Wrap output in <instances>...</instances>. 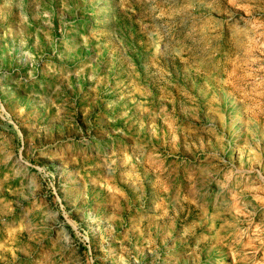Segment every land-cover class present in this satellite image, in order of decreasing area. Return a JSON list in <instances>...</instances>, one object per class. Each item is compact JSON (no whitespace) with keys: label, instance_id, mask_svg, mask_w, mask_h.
Returning a JSON list of instances; mask_svg holds the SVG:
<instances>
[{"label":"rangeland","instance_id":"1","mask_svg":"<svg viewBox=\"0 0 264 264\" xmlns=\"http://www.w3.org/2000/svg\"><path fill=\"white\" fill-rule=\"evenodd\" d=\"M1 41L24 66L28 138H35L42 115L68 114L67 133L80 149L98 134L127 139L117 149L100 147L106 175L127 185L131 199L106 211L98 199L86 207L78 199L87 182L81 170L61 173L67 161L81 168L77 145L73 158L57 156L48 165L25 159L19 143L21 157L4 177L16 180L12 202L27 200L25 217L41 213L43 203L50 211L40 224L56 247L43 264H114L103 252L120 244L115 231L145 236L132 218L145 188L152 199L147 211H166L163 229L176 222L170 240L159 235L165 247H177L166 264H264V0H0ZM75 52L73 63H58L71 66L74 78L48 60ZM46 87L47 94L36 92ZM42 101L72 108L52 106L40 115L32 104ZM70 179L74 188L65 186ZM106 193L102 188L103 200ZM9 201H0V217L13 224L20 206ZM131 236L121 244H147ZM23 262L0 246V264Z\"/></svg>","mask_w":264,"mask_h":264},{"label":"crops","instance_id":"2","mask_svg":"<svg viewBox=\"0 0 264 264\" xmlns=\"http://www.w3.org/2000/svg\"><path fill=\"white\" fill-rule=\"evenodd\" d=\"M5 41H1L0 47L4 46ZM73 43V41H71ZM78 45H76V49ZM82 48V47H81ZM6 47L0 48V99L2 101L1 104V111H0V201L8 200L9 204L14 206H20L12 211V223L7 222L8 217H0V246L4 249L11 247L12 249L16 250L17 253L20 254V258L24 260L23 263L26 264H43L42 257L43 256H52V248L56 247L55 241L56 239L51 236V232L41 229L40 221L42 219H46L48 214H50L48 207H44L46 203L42 205V212H37L33 218L30 216L25 217V211L27 210V200L23 197L18 198V203L15 204L12 202L14 197L10 196L11 189L14 190L15 188L12 186L16 180L5 179L6 174H10L12 172V163L14 159L21 157V150L19 148V143L22 142L23 145V154L25 159H34L41 164L47 163L48 165L52 164L54 159L58 156L63 160H69V156L73 155L75 151V145H77L78 151L81 152L80 159H81V168L78 170L75 169L73 165H70L67 161V165H61V173H65L66 175L78 174L81 170L82 175L87 180V182L82 183V188H84V194L78 195V199H81L82 204L85 202L83 207L89 205V203L95 199H98L99 205L97 206L98 209H103L106 211L108 205H121L124 202L130 204V197L126 195L124 191L127 189V185H122L121 181L116 182L115 178L111 179L106 175V169L103 166L101 160H105L102 153L100 151V147H104L107 143H110V147L113 148L115 145V149L118 148V140H119V147L121 146V142L127 141L125 137L114 135L106 137L103 134H98V136L94 137L92 142L87 144H82L81 149L79 148V143L75 144L74 137H70L67 133L69 125V121L72 119L71 115L67 114V118L58 119L55 118H48L42 115H48V111L52 110V106L61 109H70L71 106L68 107L67 103L58 104V103H50L42 101L41 103H33L35 110H40L42 117L39 121L35 122L34 129L36 131L35 138L30 139L27 137L26 132V119H27V111L31 110L30 103H27V89L25 79H22V72L23 64L21 62V58L16 59V56L11 52H5ZM61 53H65L64 50H60ZM82 52V49H80ZM57 54L56 57L50 56L48 60H52L57 62V65H54V70L57 72H67L69 71L70 78H74V70L72 67L65 68L64 65L58 64L59 62H63L67 64V60L73 61L76 59V52L68 57L66 54ZM87 55V51H85V55L82 54L83 60ZM70 56V55H69ZM66 66V65H65ZM86 68V67H85ZM53 69V68H52ZM87 69V68H86ZM79 71L80 68L76 69L78 73V78L84 79L85 71ZM72 88V87H71ZM33 91L30 90L29 93ZM37 93L47 94L48 88L40 89L36 91ZM29 105V106H28ZM5 114V115H4ZM70 114V113H69ZM65 126V127H64ZM43 133L41 134V132ZM45 132H47L45 134ZM125 136V135H124ZM104 145V146H103ZM108 146V145H107ZM90 147L96 148V151L93 154L91 159ZM98 148V149H97ZM121 150V149H120ZM93 151V152H94ZM97 155L98 162H95L94 156ZM78 157V156H76ZM73 158V156H72ZM25 163L27 161H24ZM116 165H114V173H116ZM94 174L97 178L95 181H90V174ZM96 174V175H95ZM4 178V179H3ZM6 180V181H4ZM71 180V179H70ZM97 182V183H96ZM93 184V185H92ZM76 185L75 181H70V183H66L65 186L69 188H74ZM102 188L107 190L105 199L103 200L100 196L102 193ZM148 188L143 189L144 192L141 196L134 200V204L140 206L139 211L140 213H133V219L139 220V227L141 231L145 233V236H142L140 232H130L127 231L121 233L120 230L115 231L113 234L115 241H118L120 244H115L113 247L104 248L103 254H108L110 256L109 261L113 262L114 264L118 263V261H128L131 264L134 263H146L148 260L152 264H166L171 262V258L166 256L168 253H174L178 255L177 247H165L163 245V241H161V234H168V240L172 238L176 234L175 226L166 231L163 229V219L166 216V211L161 209L157 210L160 213H154L153 215L150 214L148 210V205L152 203V199L150 194L146 192ZM166 194L167 199L170 203L174 202L172 196L174 193L172 191H168ZM164 195V194H163ZM171 196L170 198H168ZM137 197V194H136ZM101 201V202H100ZM105 201V203H104ZM132 203V204H133ZM97 209V210H98ZM24 212L23 214H21ZM84 212V211H83ZM133 212H136L134 210ZM10 216V217H11ZM17 219V220H16ZM28 224H26V221ZM154 219L155 224H149V220ZM19 222V226L14 224ZM22 222V223H21ZM161 223V224H160ZM23 228V229H22ZM29 230L30 235H29ZM143 233V234H144ZM147 233H151V235H146ZM132 235L130 240H134L139 242L140 239H144L147 241L145 245H129L123 246L121 241L126 235ZM27 240L26 245L29 247L27 250H24V246L22 243ZM24 252L26 255H24ZM122 255H125V258L122 259ZM55 255H53L54 258ZM175 258V259H174ZM182 258V257H181ZM175 263L179 262L178 257H173ZM97 264H100L99 261H96Z\"/></svg>","mask_w":264,"mask_h":264}]
</instances>
